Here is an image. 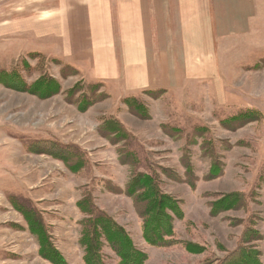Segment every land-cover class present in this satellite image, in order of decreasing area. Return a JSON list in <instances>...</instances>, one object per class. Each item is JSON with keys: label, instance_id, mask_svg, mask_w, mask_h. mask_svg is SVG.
<instances>
[{"label": "rangeland", "instance_id": "obj_1", "mask_svg": "<svg viewBox=\"0 0 264 264\" xmlns=\"http://www.w3.org/2000/svg\"><path fill=\"white\" fill-rule=\"evenodd\" d=\"M56 10L57 0H0V264H49L17 207L39 212L67 263L84 264L77 202L86 196L145 264H225L243 251L264 264V52L236 55L231 41L219 77L124 96L65 55L70 40L48 31ZM48 83L57 90L43 96ZM114 120L127 134H103ZM64 152L79 162L65 165ZM137 174L156 177L180 211L169 246L143 241L126 195ZM102 255L116 264L108 248Z\"/></svg>", "mask_w": 264, "mask_h": 264}, {"label": "crops", "instance_id": "obj_2", "mask_svg": "<svg viewBox=\"0 0 264 264\" xmlns=\"http://www.w3.org/2000/svg\"><path fill=\"white\" fill-rule=\"evenodd\" d=\"M55 16L65 55L124 96L219 77L231 41L264 52V0H57Z\"/></svg>", "mask_w": 264, "mask_h": 264}, {"label": "trees", "instance_id": "obj_3", "mask_svg": "<svg viewBox=\"0 0 264 264\" xmlns=\"http://www.w3.org/2000/svg\"><path fill=\"white\" fill-rule=\"evenodd\" d=\"M12 77L15 82L20 84V78L15 75ZM8 79L10 82L11 79L9 77ZM53 90H57L56 86L54 88L48 83L43 96H48V93ZM126 105L129 108H137L139 112L143 111L137 101ZM102 130L104 135L123 136L127 134L123 126L115 120L106 124ZM63 154L64 156L60 158L67 166L78 158L76 155L66 158L65 152ZM158 186L156 177L149 174H137L129 181L126 195L133 200L137 207L138 217L142 221L143 241L149 246L160 248L171 245L170 239L174 236L173 220L174 218L181 219V214L171 198L160 194ZM218 207L215 208V213L219 211ZM21 208L23 207H17L16 211L26 222L28 233L37 238V255L49 264H68L52 243L41 214L31 208ZM77 208L85 216L81 221L82 227L78 240V244L83 250L84 264H106L102 255L103 248H108L115 255L116 264H145L147 256L135 247L125 229L97 209L88 196L77 202ZM247 234L252 235L251 231ZM247 239H251V236ZM189 251L192 252L191 249ZM255 254L257 253L243 251V253L227 259L225 264H257Z\"/></svg>", "mask_w": 264, "mask_h": 264}]
</instances>
